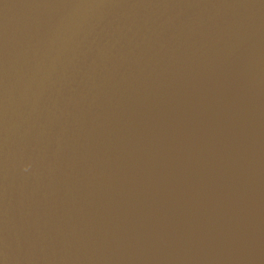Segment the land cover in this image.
Masks as SVG:
<instances>
[{
  "label": "water",
  "instance_id": "obj_1",
  "mask_svg": "<svg viewBox=\"0 0 264 264\" xmlns=\"http://www.w3.org/2000/svg\"><path fill=\"white\" fill-rule=\"evenodd\" d=\"M37 3V12L27 16L24 2L0 0V20L23 26L0 31V59L21 56L18 72L0 82V97L21 91L0 107V264H141L147 235L140 247H129L141 212L132 210L119 224L123 237L115 238L101 220L117 207L126 213L113 167L108 173L121 151L114 131L161 120L205 96L208 86H231L243 97L247 83L238 87L225 70L239 58L252 67L262 52L253 99L261 120L255 152L260 165L251 170L260 176L264 0ZM197 54L211 61L210 69H191ZM157 196L149 192L143 210L151 214V226L165 220L150 209ZM124 236L128 244H118ZM247 245L246 264H264V192Z\"/></svg>",
  "mask_w": 264,
  "mask_h": 264
},
{
  "label": "bare ground",
  "instance_id": "obj_2",
  "mask_svg": "<svg viewBox=\"0 0 264 264\" xmlns=\"http://www.w3.org/2000/svg\"><path fill=\"white\" fill-rule=\"evenodd\" d=\"M13 1V5L16 6L21 2L26 4L21 6L22 12L27 16L32 15L29 14L32 9L35 10L33 14L37 12L33 6L38 4V0ZM17 27L23 26L0 20V31L13 30ZM261 57L262 52L259 53L252 67H246V58L245 61L239 58L240 60L237 59L231 64L225 73L238 87H242V82H251L247 90L253 85L257 90ZM20 59L21 56L12 55L0 59V82L18 72L16 69ZM210 65L209 59L206 60L202 54H197L190 67L199 73L204 69H210ZM248 74L250 76L246 78ZM206 89L209 91L206 97L198 96L196 101L165 112L161 120L152 117L143 123L136 122L114 131L115 141L121 151L111 160L108 173L111 174L113 167L114 173L111 175L118 182L114 190L119 192L118 197H124L126 213L122 214L123 210L118 213L117 207L115 215L118 218L109 212L108 216L105 215L101 220L104 226H109L111 233L117 238L124 233V228L119 224L127 214L130 215L132 210L141 212L143 220L137 233L130 242L129 239L126 241L125 236L119 241H122L121 243L118 242L124 245L132 242L129 247L135 249L141 246L143 243L141 239L147 235L141 264H246L244 253L248 246L252 219L261 204L264 192V169L263 172L260 171V176H256L250 168L251 170L244 177L243 200L239 207L240 214L237 216L229 212L221 214L222 205L219 201H213L212 198L204 200L203 197L207 195L210 181L221 171L217 156L212 154V146L220 144L230 148L228 143L230 140L234 141L233 135L244 131L245 145L248 144L246 146L251 152V166L255 163L260 165L255 152L261 120L256 105L247 107L238 105L245 109L248 119L243 121L242 116L239 115V120L245 122L247 126L249 124L248 128L240 129L236 126L224 125L223 118L228 112L223 113L216 105L222 103L225 97L231 98L232 102L236 101L234 95L228 94L231 90L221 86L213 85ZM19 94H21L20 90L3 93L0 97V107ZM223 105L231 106L224 102ZM229 111L232 112L228 114L230 119L233 111L231 108ZM237 117L238 114H235L232 118L236 120ZM219 134L220 137L215 138ZM144 181L148 182V187H145ZM152 191L159 197L163 196L164 201L158 204V207L154 205V208L150 209H157V214L166 213L165 220L161 223L155 222L153 226L149 222L151 214L143 211L148 206L146 203L149 201L148 193ZM112 198L116 197L112 196ZM142 202L145 203L138 205ZM169 206L170 208H167ZM178 224L181 226L180 230L176 228ZM128 226L129 224L126 228ZM124 245L118 248L123 249Z\"/></svg>",
  "mask_w": 264,
  "mask_h": 264
},
{
  "label": "rangeland",
  "instance_id": "obj_3",
  "mask_svg": "<svg viewBox=\"0 0 264 264\" xmlns=\"http://www.w3.org/2000/svg\"><path fill=\"white\" fill-rule=\"evenodd\" d=\"M250 85H251V82L247 83V85L245 86V91L242 93V96L245 97L246 100L243 99V97H240L239 95H237L235 93V90L231 86H228L229 88L225 87V88L231 90V92L228 94H231L232 96L234 95L233 98L236 101H234L235 102L234 103L231 101V98L225 97L223 99V102L231 104V106H229V107L227 105H223V102L219 103L217 105L215 103L217 109H221L223 113L228 112V114H232V112L229 111L230 108L233 111V115L230 117V119H229L230 115L226 114L224 116V118H223L224 119V125L236 126V127H239L240 129L241 128L244 129V127L248 128L249 124L247 126L245 122L242 123L239 120V118H240L239 115L242 116L241 120H243V121H247L248 119H247V116L245 113V109L240 108L238 105L247 107V106H251L254 104L253 99L256 96V89L253 85L251 87V89L247 90V88L250 87ZM222 88H224V87H222ZM253 88H254V90H253ZM204 91H206V92H204ZM208 92L209 91L205 89V90H203L202 93L207 94ZM206 96L207 95H205V96L201 95V97L199 96V98H203ZM197 97H193L192 99H190V101L191 102L196 101ZM234 112H235V114H238V117L236 118V120H235V118H232V117H235ZM240 126H242V127H240ZM234 135H233L234 141L230 140V142L228 143L230 148L227 147L226 145H224L225 146L224 147L223 145H220V144L214 145V147L213 146L211 147V150L213 152L212 154L217 156V163L219 164L221 171H219V173L216 176H214L213 180L210 181V183L207 186V195H205V197H203V198H204V200H208L209 198H212L213 201H215V200L219 201L222 205V209L220 211L221 214H223L225 212H229V213H232L233 216H237L238 214H240L241 210L239 209V207L242 204L241 201L243 200L242 199V194H243L242 188H243V184L245 181L244 177L247 174V171L251 170L250 168H252V166H251V161L249 163V160H250L249 158H251V152L248 151V148H249V147H247L248 144H246L247 146L245 145L246 133H244V131L243 132L240 131V133H237ZM217 137H220V134L216 135L215 138H217ZM224 137L225 136H223V138ZM215 144H217V143H215ZM222 152H224V153H222ZM248 165H249V168H248ZM216 173H217V171H216ZM222 175H225V176H222ZM156 198H157V200L155 201L156 202L155 204H159L158 202H160V200H164L163 196L161 198L159 196H157ZM165 215H166V213H161V218L162 217L164 218Z\"/></svg>",
  "mask_w": 264,
  "mask_h": 264
}]
</instances>
